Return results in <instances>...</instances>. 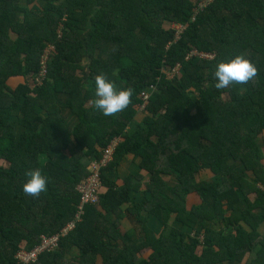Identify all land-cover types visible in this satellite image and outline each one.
I'll list each match as a JSON object with an SVG mask.
<instances>
[{
	"label": "trees",
	"instance_id": "1",
	"mask_svg": "<svg viewBox=\"0 0 264 264\" xmlns=\"http://www.w3.org/2000/svg\"><path fill=\"white\" fill-rule=\"evenodd\" d=\"M203 1L0 0V264L72 221L33 264H264V0ZM237 54L258 76L216 89L217 63ZM101 73L133 89L116 116L91 104ZM114 140L77 221L78 185ZM125 159L136 169L122 178ZM36 168L47 190L31 197Z\"/></svg>",
	"mask_w": 264,
	"mask_h": 264
},
{
	"label": "clouds",
	"instance_id": "2",
	"mask_svg": "<svg viewBox=\"0 0 264 264\" xmlns=\"http://www.w3.org/2000/svg\"><path fill=\"white\" fill-rule=\"evenodd\" d=\"M258 76L256 65L243 54L217 63L214 71L215 88L224 89L230 85H243L255 80ZM95 99L92 106L104 116H116L131 104L133 89L118 88L116 83L109 80L105 74L95 76ZM28 179L23 184V192L27 196L39 197L47 190V178L39 168L25 173Z\"/></svg>",
	"mask_w": 264,
	"mask_h": 264
},
{
	"label": "built area",
	"instance_id": "3",
	"mask_svg": "<svg viewBox=\"0 0 264 264\" xmlns=\"http://www.w3.org/2000/svg\"><path fill=\"white\" fill-rule=\"evenodd\" d=\"M213 2H215V0H205L199 4V7L197 8V10L202 11ZM198 11L196 12V14H198ZM196 16L197 15H195V17ZM195 19L196 18H194V20ZM174 28L177 30V38H179L180 33H183V31L186 29V26L176 25L174 26ZM53 49H54V46L49 45L43 51V54L41 56V60H40L41 69L36 78V82L39 85H41L47 77L48 60L50 58V55L52 54ZM195 54L200 55L204 58H213V55H209V54H204V53L199 54L197 52H195ZM175 71H177V68L174 70V72ZM154 90H155L154 86H150L147 90L142 92V94L140 95V97L143 100V105L141 109H145V107L148 105L149 99L151 95L153 94ZM116 145H117V142L116 140H114L111 144H109L105 148L100 160L95 159L91 162V164L89 165L91 174L85 179L83 183L78 185V191L81 194V204L79 206L80 211L76 215L77 221L81 220V216L84 213L83 206L85 204L98 203L100 189L102 187L101 171L113 160ZM75 226H76V221H72L68 223L60 232L53 234V235H49V236H43L41 239V242L38 243L33 249L19 250L16 255L18 264L36 263L40 255L59 249L61 238L65 237L70 231H72L75 228Z\"/></svg>",
	"mask_w": 264,
	"mask_h": 264
},
{
	"label": "crops",
	"instance_id": "4",
	"mask_svg": "<svg viewBox=\"0 0 264 264\" xmlns=\"http://www.w3.org/2000/svg\"><path fill=\"white\" fill-rule=\"evenodd\" d=\"M83 63L85 64V62L83 61ZM59 99L61 102L65 103L66 102V96L65 95H60L59 96ZM65 101V102H64ZM69 111V110H68ZM68 111H64V114H65V119L66 121L71 124L72 126L75 124V118L72 117L71 115V112H68ZM136 169V165L134 162H132L130 159H125L120 167H119V172L121 173L122 175V178L123 176L125 175H129L131 172H134ZM144 181H148V176L145 177V180ZM122 223L123 225L125 226V229H128V231L130 229L133 228L134 226V218L132 216H130L128 213H125L124 214V218L122 220ZM264 225V224H263ZM262 225V226H263ZM262 228V227H261Z\"/></svg>",
	"mask_w": 264,
	"mask_h": 264
},
{
	"label": "rangeland",
	"instance_id": "5",
	"mask_svg": "<svg viewBox=\"0 0 264 264\" xmlns=\"http://www.w3.org/2000/svg\"><path fill=\"white\" fill-rule=\"evenodd\" d=\"M261 232L264 233V225L261 228ZM253 256H255V255H253Z\"/></svg>",
	"mask_w": 264,
	"mask_h": 264
}]
</instances>
